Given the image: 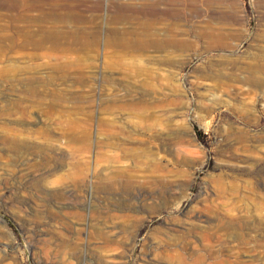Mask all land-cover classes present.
Here are the masks:
<instances>
[{
  "label": "rangeland",
  "instance_id": "obj_1",
  "mask_svg": "<svg viewBox=\"0 0 264 264\" xmlns=\"http://www.w3.org/2000/svg\"><path fill=\"white\" fill-rule=\"evenodd\" d=\"M39 15L60 50L20 46ZM7 25L0 264H264V0H0Z\"/></svg>",
  "mask_w": 264,
  "mask_h": 264
},
{
  "label": "bare ground",
  "instance_id": "obj_2",
  "mask_svg": "<svg viewBox=\"0 0 264 264\" xmlns=\"http://www.w3.org/2000/svg\"><path fill=\"white\" fill-rule=\"evenodd\" d=\"M47 17V16H46ZM73 19H78L75 16H71ZM43 15H39L35 18H30V17H25L23 18L22 21H18L20 23H24V26L19 28L17 30L16 35L18 37H22L21 41L19 42L20 46H27V45H32L34 47H38V48H43V46L45 44H50L49 49L50 50H60L61 46H63L64 43H66L65 38L62 36L63 34V30H57L55 26H46L41 24V22L45 21ZM56 18L53 14H50L47 19L51 20ZM63 22L65 17H61L60 18ZM33 25H36V30L33 31V29L31 30V27ZM9 25L7 26H0V29H6L8 28ZM86 31V30H85ZM84 30H79L78 32L75 33L78 34L75 37V40L77 41H73V46L70 45V49H75V45L76 46H80V48H85L88 49V47H91V45H95L96 44V37L94 36V40L93 41H88L87 38L91 35H93V32L86 34ZM88 31V30H87ZM114 35H118L117 33H114ZM35 36H38V38H35ZM7 37H12L10 39H13V36H7L6 33H4V31L0 32V47L3 46L4 42L7 41L6 38ZM120 39V40H119ZM119 42L122 45H128V42L124 41V39L119 38ZM80 41L82 43L78 44L77 42ZM136 42V41H135ZM152 43V42H151ZM131 46L133 47L135 44L133 42H130ZM136 45L139 46V41L136 42ZM179 46V45H178ZM83 49V50H85ZM94 50V49H93ZM240 245H243L245 247V249H247V245H248V241L246 239L245 236H240ZM219 264H229L227 263V260H221L219 262Z\"/></svg>",
  "mask_w": 264,
  "mask_h": 264
},
{
  "label": "trees",
  "instance_id": "obj_3",
  "mask_svg": "<svg viewBox=\"0 0 264 264\" xmlns=\"http://www.w3.org/2000/svg\"><path fill=\"white\" fill-rule=\"evenodd\" d=\"M198 135V134H197Z\"/></svg>",
  "mask_w": 264,
  "mask_h": 264
}]
</instances>
